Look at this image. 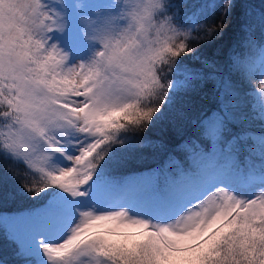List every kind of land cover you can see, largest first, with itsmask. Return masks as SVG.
Returning a JSON list of instances; mask_svg holds the SVG:
<instances>
[{"label":"trees","instance_id":"trees-1","mask_svg":"<svg viewBox=\"0 0 264 264\" xmlns=\"http://www.w3.org/2000/svg\"><path fill=\"white\" fill-rule=\"evenodd\" d=\"M161 4L162 27L179 39L187 36L186 43L194 50L176 58L172 71L161 80L166 95L156 104L159 111L152 121L142 131L129 125L112 134L95 174L117 187L150 174L156 185L152 198L158 204L166 202L162 196L167 190L195 186L206 171L229 173L246 184L251 179L264 181V90L258 87L264 80V0H161ZM2 106L0 130L7 113V106ZM135 114V109L123 111L112 125L127 123L125 117ZM215 116L221 118L217 137ZM215 143L235 159L209 157ZM196 154L202 156L193 162ZM40 183L42 178L24 162L0 150V264H35L13 238L9 221L46 208L54 187L38 195L26 189ZM245 215V208L238 210L211 255L205 259L203 254L191 264H217L230 246L235 258L247 264L242 253L256 254L252 242L264 237V216L247 223ZM203 243L185 252L200 249ZM160 247L170 252L163 244Z\"/></svg>","mask_w":264,"mask_h":264},{"label":"snow or ice","instance_id":"snow-or-ice-1","mask_svg":"<svg viewBox=\"0 0 264 264\" xmlns=\"http://www.w3.org/2000/svg\"><path fill=\"white\" fill-rule=\"evenodd\" d=\"M155 5L146 9L145 14L134 15L141 32H145L149 26V18L155 19ZM53 21L46 13L43 0H7L4 7L0 8V104L7 105V115L11 122L7 123V138L0 150L11 154L13 158L20 160L42 178V183L26 185V189L37 195L49 186L62 189L72 197H82V186L88 185L93 178L97 160L102 159V150L113 139V133L127 130L129 125L142 128L152 121L153 116L159 111L157 106H147L165 95V85L159 79L154 66L160 63L166 55L176 59L186 53L188 45L176 42V36L170 35L168 40L175 43H166L162 49H149L144 53L134 52V41L121 50L120 45L112 46L104 44V51H98L93 65H78L69 69L66 73H57L56 69L65 61L75 63L78 59H69L56 47L49 51L44 45V38L40 33L47 31L52 37L50 44L56 39V31L51 25ZM65 23L60 25L59 33L65 30ZM37 32L35 37L33 32ZM160 31H165L161 27ZM21 34L28 39L22 44H17ZM87 36V32H83ZM60 48V47H59ZM34 65V67L32 66ZM119 67L122 73L118 75L108 72L113 67ZM264 90V89H262ZM116 91L131 94L135 99L127 103H114L112 97ZM71 97V99H69ZM135 109V115L125 117L127 123L111 125L110 117L120 116L121 112ZM108 113L100 121L103 127L97 124L95 117L99 113ZM64 124L76 127L78 132H86L95 128L99 135L91 142L83 143L78 154L70 156L71 166L59 171L50 172L43 167V160L47 157L41 144L47 145L53 152H60V141L55 130ZM84 125V127H80ZM15 129V131H13ZM4 133L0 132V136ZM71 177L70 180H65ZM264 193V192H262ZM259 193L245 201L235 199L234 196H226L221 202L222 208H245V222L251 223L254 219L264 216V194ZM209 193L203 199L210 196ZM202 199V200H203ZM118 215H125L119 213ZM140 223L131 221L128 227L135 228ZM150 227V226H149ZM107 229L119 228L111 224L99 225L93 229L96 233H102ZM160 231H167L161 227ZM261 231H264L262 229ZM68 235H71V231ZM66 236L63 240L67 239ZM43 247L47 259L62 260L66 253H59L56 245L62 241ZM198 239H193L181 247L192 248L198 244ZM159 241L148 242L143 251L129 256L106 254L98 247L93 246L92 251L108 264H190L203 255L199 252L195 260L193 253L199 249L188 252H170L164 256L158 251ZM81 243L73 245L68 252L79 248ZM253 256L244 255L247 264H264V237L252 242ZM217 264H242L235 258V251L230 246L225 250V257Z\"/></svg>","mask_w":264,"mask_h":264},{"label":"rangeland","instance_id":"rangeland-1","mask_svg":"<svg viewBox=\"0 0 264 264\" xmlns=\"http://www.w3.org/2000/svg\"><path fill=\"white\" fill-rule=\"evenodd\" d=\"M6 2L7 0H0V8L4 7ZM43 2L46 13L53 21L51 27L53 31L57 32L56 39L53 41L55 42L54 47L66 57L69 53V59H78L72 64L65 61L56 69L57 73H66L69 69L77 68L78 65H93L97 52L105 50V43L112 46L120 45L123 50L131 41H134L133 51L144 53L158 39L160 29L164 24L161 20L164 16L161 0H43ZM154 5L155 13H163V16L156 15L155 19L149 18L147 31L141 32L133 17L145 14L146 9H151ZM63 22L66 25L65 30L63 33H59L60 25ZM84 31L87 32L88 41L83 36ZM32 35L35 37L38 33L34 31ZM40 35L44 38L45 47L50 51L53 42L50 44L51 40L48 39L47 31ZM27 39V35L21 34L16 43L22 44ZM32 66L34 67V65ZM112 72L118 75H127L115 66L109 70L108 75L111 76ZM125 94L116 91L112 101L118 104L122 103L119 101V97ZM114 119L115 117H110L108 123L112 125ZM214 120H216V124L213 126V135L217 137L220 135L221 123L219 121L221 118L215 116ZM3 121L11 122L7 113ZM80 127H84V125H80ZM55 130L57 132L54 135L60 141V152H53L47 145L41 144L44 151L41 156L47 157L43 160V167L50 172L70 167L69 157L77 155L79 147L83 143L91 142L99 135L95 128L81 133L76 127L68 124ZM0 132L4 133L3 136H0L4 143L8 132L7 123L3 124ZM215 145L216 147L208 155L209 157L235 159V156L224 153L216 143ZM200 156L202 154H196L191 159L193 162H197ZM30 171L32 170L30 169ZM216 171L204 172L203 177L195 186L188 185L167 190V193L162 196L166 202L161 204L156 203L152 198L156 185L154 180L149 179L150 174L142 175L129 184L117 187L114 182L100 179L93 172V178L89 184L82 186L81 190L84 192L82 197H72L62 189L49 186L54 189L46 208L37 211V213L14 216L9 221V226L13 238L24 251L33 257L35 264H108L106 260L92 251L93 246L87 244H81L74 251L67 252L59 261L55 258L48 260L43 252L44 246L55 244L68 236L84 213H91L93 218H98L101 212L107 211H116L113 213L116 219L109 223L116 228L137 220L150 226L149 234L153 237H158L159 229L162 226L171 228V237L169 238L171 242L166 248L172 253L185 252L191 248H184L181 245L198 239L199 243L193 245L196 247L205 241V235L213 234L220 226L219 222L214 224L213 221L216 210L218 208L221 210L222 204L218 200H214L211 205L202 204L200 201L205 196L218 188H224L238 200L245 201L264 192V181L251 179L252 181L246 184V181L243 182L237 176ZM242 208L244 207L231 208L225 220L228 222ZM119 213H125V215H118ZM189 216L192 219L188 223L196 224L197 228L185 227L182 221L187 220ZM201 223L205 225L203 232H200L198 228ZM160 244L165 246L164 241H159L158 247ZM137 250H139V246H137Z\"/></svg>","mask_w":264,"mask_h":264},{"label":"clouds","instance_id":"clouds-1","mask_svg":"<svg viewBox=\"0 0 264 264\" xmlns=\"http://www.w3.org/2000/svg\"><path fill=\"white\" fill-rule=\"evenodd\" d=\"M223 27V25H221ZM211 34V32H210ZM169 32L161 31L158 39L154 41L150 45V49L159 50L162 49L166 43H171L173 47H175V43L168 40L167 37L170 36ZM206 38V37H205ZM48 39L52 40V37L49 36ZM85 40L88 41V37L85 36ZM187 42V36L183 39H179L176 37V42ZM187 44V43H186ZM55 46V42H53V47ZM194 49L187 47V51H192ZM176 59L171 56L166 55L164 59L155 64L154 70L158 73L159 79L162 80L167 76L169 72L172 71V68L175 66ZM258 87L260 89H264V82H261ZM164 94L166 95V88L164 89ZM135 99L131 94H125L119 97V101L122 103L130 102ZM160 98H157V101L154 102L153 106H156L160 102ZM108 116V113H99L95 117L97 124L100 127H103V123L100 121L103 117ZM115 123V121H113ZM144 125L143 127H146ZM143 127L140 129L143 130ZM71 177H66L65 180H70ZM264 194V193H262ZM226 196H234L231 192L225 190L224 188H218L215 191L211 192L210 196L201 200L202 204L211 205L214 200L222 201ZM235 199H238L234 196ZM229 208H224L222 211L218 208L215 214V220L213 223L219 222L220 226L215 230V233H208L205 235V242L198 250L197 253H193V258L195 260L196 255L199 252H203L205 254V259L211 255V251L213 246L219 239V237L228 231L231 225L225 220V217L228 216ZM116 211H107L101 212L98 218H93L91 213H84L78 223L72 228L71 235H68L67 239L63 240L60 245H56L57 251L59 253H66L73 247V245L77 243L87 244L90 246L98 247L102 252L106 254H116L120 256H129L133 255L137 251V246H139V250L142 252L144 247L148 242L158 240L164 241L165 247H168L171 237L172 229L166 227L167 231L158 232V237H153L149 234V225L146 223H138L135 228H131L128 226L119 227V230L116 229H107L102 233H96L93 229L97 228L99 225L109 224L112 220L116 219V216L113 214ZM198 215V214H196ZM192 219L191 216L187 218V220L182 221L185 224V227L191 226L192 228H197L196 224H189L188 221ZM180 223V222H178ZM165 227V226H162ZM199 231L203 232L205 225L203 223L198 226ZM158 251L162 256L166 255V253L158 247Z\"/></svg>","mask_w":264,"mask_h":264}]
</instances>
